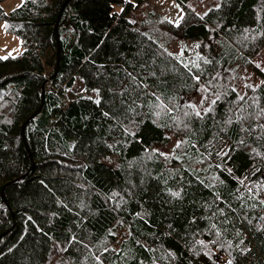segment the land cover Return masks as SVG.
Instances as JSON below:
<instances>
[{"label":"trees","instance_id":"obj_1","mask_svg":"<svg viewBox=\"0 0 264 264\" xmlns=\"http://www.w3.org/2000/svg\"><path fill=\"white\" fill-rule=\"evenodd\" d=\"M2 1L0 264H264V0Z\"/></svg>","mask_w":264,"mask_h":264},{"label":"rangeland","instance_id":"obj_2","mask_svg":"<svg viewBox=\"0 0 264 264\" xmlns=\"http://www.w3.org/2000/svg\"><path fill=\"white\" fill-rule=\"evenodd\" d=\"M24 0H4L2 1V7L4 11L8 12L12 8L22 6ZM29 0H25V2H28ZM153 6H155L163 16L166 17L167 22L170 25H176L179 23L181 16L183 14V10L180 6V4L177 2V0H148ZM209 1V0H208ZM190 6H193L198 9L199 13H205L209 7L211 6H217L220 1L219 0H213L210 2H207V0H191ZM177 5L179 7H177ZM0 48L4 49L8 55L11 56H16L20 54L23 51L22 45H21V40L20 38L13 34L10 33L6 30V23L4 20L0 19ZM191 52L192 54H197V50H199V47L197 46L196 43L191 42V41H182V42H177L173 46V52L176 53V56H183L186 51ZM253 63L258 66L259 69L264 71V45L260 49V51L257 53V55L253 58ZM229 64L228 66L231 69H235L236 67L239 68V64ZM242 71H248V72H253L256 76L257 79H260V73L257 71L252 70L251 68L248 67H243ZM253 76V79L254 77ZM255 78V79H256ZM235 81L238 83V87L242 88L244 87L246 81L243 80L242 78L239 77V69L235 75ZM72 94L68 93V95L71 96H84V97H90L93 100L98 99V91L96 88H91L88 89L85 87L82 78L77 75L74 84L72 87L69 88V91ZM66 100V99H65ZM175 138L172 139L168 144L165 146L161 147V150L164 151H170L173 149L175 146Z\"/></svg>","mask_w":264,"mask_h":264},{"label":"bare ground","instance_id":"obj_3","mask_svg":"<svg viewBox=\"0 0 264 264\" xmlns=\"http://www.w3.org/2000/svg\"><path fill=\"white\" fill-rule=\"evenodd\" d=\"M126 23H127V22H126ZM126 27H127V26H126ZM137 36H138V35H137ZM137 36H136V37H137ZM251 41H252V40H251ZM253 41H254V40H253ZM255 43H256V42H255ZM258 43H259V42H258ZM254 46H255V45H254ZM62 47H63V46H62ZM255 47H256V46H255ZM255 47H254V48H255ZM251 51H252V50H251ZM231 103H232V102H231ZM227 105H228V104H227ZM231 108H232V105H231ZM229 112H230V111H229ZM228 115H230V114H228ZM219 117H221V116H219ZM217 119H218V118H217ZM219 119H220V118H219ZM219 119H218V120H219ZM218 120H217V121H218ZM225 120H226V119H225ZM214 121H216V120H214ZM218 122H219V121H218ZM214 123H215V122H214ZM222 123H223V122H222ZM224 124H225V123H224ZM221 125H222V124H221ZM112 126H113V125H112ZM115 126H116V125H115ZM216 126H218V125H216ZM229 126H230V125H229ZM219 127H220V126H219ZM222 127H223V126H222ZM225 127H226V126H225ZM215 128H216V127H215ZM229 129H230V128H229ZM108 130H109V129H108ZM115 130H116V129H115ZM222 130H223V128H222ZM226 130H227V129H226ZM111 131H112V130H111ZM215 131H216V129H215ZM224 131H225V130H224ZM228 131H229V130H228ZM120 132H121V131H120ZM120 132H119V133H120ZM216 132H217V131H216ZM220 132H221V131H220ZM107 133H108V132H107ZM109 133H110V132H109ZM207 133H208V132H207ZM218 133H219V132H218ZM204 134H205V133H204ZM108 135H109V134H108ZM108 135H107V136H108ZM117 135H118V134H117ZM120 135H121V134H120ZM123 135H124V134H123ZM107 136H106V137H107ZM121 136H122V135H121ZM121 136H120V137H121ZM212 136H213V135H212ZM205 137H206V136H205ZM207 137H208V136H207ZM118 138H119V136H118ZM121 138H122V137H121ZM209 138H210V137H209ZM104 139H105V138H104ZM200 139H201V138H200ZM115 140H116V138H115ZM111 141H112V140H111ZM111 141H110V142H111ZM206 141H207V140H206ZM116 142H117V141H116ZM196 142H197V141H196ZM112 143H113V142H112ZM144 143H145V142H144ZM198 143H199V142H198ZM206 143H207V142H206ZM106 144H107V143H106ZM133 145H134V144H133ZM195 145H196V144H195ZM128 146H129V145H128ZM139 147H140V146H139ZM35 149H36V148H35ZM127 151H128V150H127ZM147 154H148V153H147ZM183 154H184V153H182V155H183ZM144 155H145V154H144ZM180 155H181V154H180ZM139 157H140V155H139ZM161 158H162V157H161ZM129 159H130V158H129ZM143 159H144V158H143ZM154 159H155V158H154ZM133 160H134V159H133ZM135 160H136V159H135ZM138 160H139V158H138ZM147 160H148V159H147ZM162 160H163V159H162ZM142 161H143V160H142ZM150 161H151V160H150ZM139 162H141V161H139ZM151 162H152V161H151ZM153 163H154V162H153ZM151 164H152V163H151ZM161 164H163V163H161ZM139 165H140V164H139ZM148 166H149V165H148ZM153 166H154V165H153ZM155 167H156V165H155ZM155 167H154V169H156ZM159 167H160V166H159ZM159 167H157V169H158ZM161 168H162V166H161ZM159 169H160V168H159ZM143 170H145V169H143ZM146 170H147V169H146ZM152 170H153V169H152ZM154 173H155V171H154ZM156 174H157V173H156ZM156 174H154V175H156ZM27 224H28V223H27ZM13 226H14V225H13ZM26 226H27V225H26ZM23 229H24V228H23ZM26 229H27V228H26ZM24 230H25V229H24ZM8 231H9V230H8ZM18 238H19V237H18Z\"/></svg>","mask_w":264,"mask_h":264},{"label":"water","instance_id":"obj_4","mask_svg":"<svg viewBox=\"0 0 264 264\" xmlns=\"http://www.w3.org/2000/svg\"><path fill=\"white\" fill-rule=\"evenodd\" d=\"M67 1H68V0H65L64 4H63V6H62V8H61V10H60L59 17H58L57 22H56V25H55V30H56L57 38L59 37L57 25H58L59 19H60L61 14H62V10H63L65 4L67 3ZM36 113H37V112H34L33 115L29 116V117L23 122V124H22V132H23V136H24V126H25L26 122H27L31 117H33L34 115H36ZM1 235H3V233H2ZM1 235H0V236H1Z\"/></svg>","mask_w":264,"mask_h":264},{"label":"snow or ice","instance_id":"obj_5","mask_svg":"<svg viewBox=\"0 0 264 264\" xmlns=\"http://www.w3.org/2000/svg\"><path fill=\"white\" fill-rule=\"evenodd\" d=\"M177 7H179L178 5H177ZM199 46V45H198ZM0 59H6V57H0ZM197 80H199V77H195ZM216 101L215 100H213L211 103H215ZM97 103H99V101H97ZM191 107H194V106H191ZM211 109L209 108V109H206V111H210ZM197 115H200V113L199 112H197L196 113ZM187 115V114H186ZM179 144H180V142H178V144H177V147H179ZM241 183H243V181H241ZM249 191H251V189H249ZM176 195H178V193L176 194ZM262 203H264V201H262Z\"/></svg>","mask_w":264,"mask_h":264},{"label":"crops","instance_id":"obj_6","mask_svg":"<svg viewBox=\"0 0 264 264\" xmlns=\"http://www.w3.org/2000/svg\"><path fill=\"white\" fill-rule=\"evenodd\" d=\"M0 53L2 54H8L4 49L0 48Z\"/></svg>","mask_w":264,"mask_h":264}]
</instances>
